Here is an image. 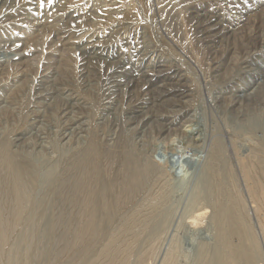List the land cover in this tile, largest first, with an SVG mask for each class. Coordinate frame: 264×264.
<instances>
[{"label":"bare ground","instance_id":"6f19581e","mask_svg":"<svg viewBox=\"0 0 264 264\" xmlns=\"http://www.w3.org/2000/svg\"><path fill=\"white\" fill-rule=\"evenodd\" d=\"M1 1L3 8L9 7V0ZM68 1L60 0L58 2L61 4L58 5L57 2L54 6H59L60 8ZM114 1L116 2L108 3L107 0H97L93 6L94 9L91 10L92 14L88 18L92 19L91 21L96 20L95 14L97 13L103 16L115 15L116 17L119 16L117 18L118 21L125 24L127 23V21L123 20L125 16L135 13V10L143 13L144 9H148L147 0H132L133 3L128 0ZM249 2L250 4H248ZM189 10L191 18L193 15L192 19L197 21L202 41L211 50L219 48L216 44H219L218 39L221 36L233 29H236L234 30L235 32L238 31L243 22L251 20L261 12L264 13V0H218L199 4L194 2L189 5ZM10 12L12 11L10 10ZM58 14L73 19V17L79 16V10H77V15L75 16L71 13L66 15L67 13L57 10L48 15L46 20L48 21ZM123 14H125L124 17L121 16ZM91 21L86 24L82 33L80 31L81 35L76 42L84 46L77 49V51H80L82 53L81 56L90 61V64L92 61L103 62L112 71L111 96L104 107L101 108L98 117L94 119V117L87 115L88 112L86 111L92 107L89 102L90 98L87 100L84 95L85 92L81 93L76 88H71L70 84H60L53 79L55 70L52 69L45 75V80L41 81L52 83V85L46 88L42 83L34 84L33 90L36 89V91L31 101L33 110L26 114L25 120L20 124L14 119L12 121L15 122L14 125L8 130L5 142L8 149L14 150L12 153L15 156L24 159L26 155H23V153L26 150L40 149L39 155L42 158L40 160L44 159L47 163L51 161L49 158L52 154H58V156L60 155L67 159L66 164L62 163L61 166L59 161L55 164H50L51 166L47 171L43 169L46 171L45 174L40 176L42 183L40 185V195L33 207L34 211L32 213L34 217L27 219L28 221H25V223L27 222L26 225L32 229H41L42 231L37 238L35 252L31 253L34 245L32 248L30 246L31 252L26 249L27 253L25 252L26 254L23 256L25 257L24 264H41L38 261L42 259L47 260V264H130L132 262L135 240L129 239V236L133 234L134 229L138 225L145 226L152 215L154 216L155 213L157 215V212L163 208L165 202L162 200V195L158 194L153 200V205L138 207L135 206L139 200L138 197L142 195L143 190H146L144 188L148 181L160 175L161 178L158 180L160 182L162 178H167L169 173V171H164L167 159L165 161L161 155L159 156L157 154L158 150L151 149L152 151H150L148 149L141 151L140 149L139 151L136 149V142L150 134H154L155 143L153 146H156L159 141L171 143L177 135L184 136L192 144L201 145L203 143V136L200 135L199 128L196 126L198 124L193 120L186 119L194 111L195 97L198 93L197 89L193 90L192 88L199 82V78L196 79L194 75L195 71L200 73L205 83H207L208 79L213 82L217 80L221 82L222 77L228 76V81H224L221 87H218L215 91L214 96L210 95L209 99L213 104L226 105L229 109L228 113L234 114L236 121L246 122L242 129L238 126L230 127L234 134L245 136L246 144L248 145H246L248 147L246 151H239L233 144L234 156L232 155V158L227 157L226 159L223 157L222 150L224 147L222 145L223 148L218 144L213 145L214 147L211 151L209 150L208 170L205 169L209 174V178L206 177L209 179V204L199 209L194 218L190 214L193 219L192 226L198 227L210 210L211 218L216 227V248H214L216 250L211 255L212 252L203 248V255H201L204 263H202L264 264V60L259 58V55L264 56V35L262 34L261 45L255 49V52L250 53L252 54L251 56L246 53L241 58L240 61L242 63H240L242 66L233 68L230 63L228 67H225V64L218 59L214 61V66L211 69L212 75L203 77L196 65L195 70L194 68L186 67L178 56L167 47L162 44L158 46L156 45L157 42L153 44L154 41L151 43L147 39L149 37L147 28H145L146 31L144 29L141 33L140 40L142 42L137 40L136 37L134 42L126 41V39L124 40L126 42L117 50V47L115 48L109 41L100 40L103 37L100 36V33L94 28L95 24ZM124 24H121V26H124ZM122 30L124 28L114 32L118 34ZM59 31L62 30L60 29ZM113 34L109 33L106 37H111ZM3 42L5 43L0 46V53L4 55L18 47V44L13 39H5ZM165 51L168 53L167 55H165ZM27 56L28 54L25 53L23 57L9 61L6 66L0 62V73L4 68L8 69V67H13L16 70L15 73L20 72ZM150 57H153V60H150L151 63L146 64ZM135 59L141 62L137 64L138 67H133ZM85 65L87 64L85 63ZM91 86L89 83L85 88ZM53 94L56 97H53ZM1 97H3L2 92H0ZM125 97L131 102L134 101L135 104L124 121V132L121 131L122 133L120 132L121 134L117 135L118 137L113 140L102 139L101 135L99 136L95 133L96 129L107 123L116 124L120 120L121 100ZM50 99H53L54 104L59 101V105L56 104L57 115L54 119L48 114L51 106L46 101ZM3 104L5 106L1 107ZM8 106L11 107V112H14L12 115L16 116L15 103H11L6 96L0 99L1 110L3 108L8 109ZM4 116L6 117L5 114ZM15 116L14 118H17ZM9 118L6 120H9ZM18 118L20 119L19 116ZM6 122L10 123L9 121ZM1 123L0 119V125ZM0 133L2 132L0 131ZM125 135L127 138L129 136L130 139H127ZM147 139L149 141V137ZM82 141L83 144L81 145ZM160 143L162 144V142ZM207 143L209 142L207 141ZM75 147H77L76 152L74 151ZM185 150H187V147ZM8 152L10 153V151ZM186 157L188 156L184 158ZM51 159L53 162L52 157ZM10 160L11 158H8L5 152L0 153V245L2 244V237H4L3 231L18 228L22 223L26 210L25 196L23 194V186L26 181L24 166L21 164L22 161L20 164H14ZM30 160L32 161V159ZM155 184L158 185L157 183ZM164 187V192H167L165 190L166 187ZM8 192L13 206L6 216L1 202H3V197H6ZM163 194L166 195L165 193ZM128 213H132L131 218L119 229L116 227L118 230L111 231V226L115 224L116 217L120 214ZM46 216H48V221L43 223ZM163 220H165V216ZM59 230L62 231V234L57 236ZM141 230H144V228ZM157 236L160 237V235ZM174 236L176 238L175 234ZM131 237L133 238L134 236ZM30 241L32 239L29 240V243ZM34 242L36 243V239ZM30 245L32 244L30 243ZM152 254V250H148L141 257L139 255L140 263L138 262V264H147L149 259H153L154 255L152 256ZM167 254L171 255L170 253ZM174 257L171 256L168 260L166 258L167 261L164 259L166 261L165 264H175ZM152 262L148 261L149 264ZM161 262L163 263L164 261Z\"/></svg>","mask_w":264,"mask_h":264},{"label":"rangeland","instance_id":"374dc122","mask_svg":"<svg viewBox=\"0 0 264 264\" xmlns=\"http://www.w3.org/2000/svg\"><path fill=\"white\" fill-rule=\"evenodd\" d=\"M58 1L60 2V0H22V1L15 0V2L14 0H9L8 2V6L10 7L9 9L8 6H7L8 8H3V3L0 0V46L4 45L5 42L3 41H5V39L6 40L13 39L14 42L18 44L17 49H14L12 52L5 53V55L0 53V62L5 64L6 66L9 61H13V59L23 57L25 53L28 54V56L25 58L26 59L25 63L20 72L15 73L16 70L13 67L12 68L8 67V69L4 68L2 72L0 73V86H1L0 92H2V95H3V97H1L0 99H3L5 96L6 98L8 97L11 103L12 102L15 103V109L18 110V111L17 110L15 111V113H17L15 116V115H12V113L14 114V112H11V107L8 106V109L3 108L2 110L0 108V113L2 112L1 113L2 116L0 115L1 117L0 119L2 121L0 125V131L2 132L0 133V148H2L0 149L1 150L0 153L5 152L7 157L11 158L10 161H13L14 164L15 163L20 164V162L22 161L21 164H23L25 174H26L25 175L26 181L24 182V186H23V194L25 196L24 201L26 203L25 205L26 210L22 218V223L20 226H18V228L11 229L10 231H6V230L3 231L4 237H2V244L0 245V264H24L25 257L23 256L27 253L26 249L29 252H31L30 250L33 249L31 252L32 254L33 252H35V249L37 248L35 244L37 245V240H38L37 238L38 236H40V232L42 230L30 228L28 225H26L27 222L25 223V221H28L27 219H30V218L32 219V217H34L32 213L34 211L33 207L40 195L39 193L40 185L42 183V178L40 176L41 175L43 176L45 172L50 168V166L52 164H55L57 161L60 162V166L62 163L66 164V161H67V159L66 158L64 159L63 156H60V155L58 156V154L57 155L52 154L51 157L53 158V162L50 157L49 159L51 161L47 163V161L44 159L40 160L42 159L40 158L41 155H39L40 149L38 150L28 149L26 150V152L23 153V155H26L24 157L25 161L28 160L25 162L22 157L15 156L12 153V151L14 150L7 148V144L5 141L7 139L8 130L11 129V126L14 125L15 123L12 121L15 119L14 121L16 122L18 121L20 124L22 121L25 120L26 114L29 111L33 110V108L31 107L32 106L31 101H32V96L34 95L36 91V89L33 90L34 84L42 83L44 87L49 88L52 85V83H45L41 81L45 80V77H46L45 75H47L52 69H54L55 74L53 75V79L57 80L60 84H63V85L70 84L69 86L71 88L72 87L73 89L76 88V90L81 93L85 92L84 95L85 97H87V100L90 98L89 102L92 108L87 111L85 110V111L88 112L87 113L88 116H92L94 117V119H96L95 117H98L101 111V108L104 107L105 103H107V101L109 100L111 96L110 95V85H111V79H112L111 77L112 71L108 68V65L106 63L98 62V61H92L90 64L89 63L90 61L84 59L83 56H81L82 53L80 51H77V49L82 48L84 46V45H80L76 41H78L79 36L82 33V30L86 27V24H88V22L92 20V19H89L88 16L92 14L91 10L94 9L93 6L94 4H96L97 0H69L67 3H65L60 8L59 6H54V4H56ZM112 1L116 2L114 0H107L108 3H111ZM128 1L132 2V0H128ZM147 1H148V5H147L148 9L147 8L146 10L144 9L143 13H140L139 10H135V13L131 15L127 14L128 16H125V19H123L127 21V23L125 24L117 20L119 16L117 17L115 15L103 16L98 13L95 14L97 19L91 22L95 24L94 28L100 33V36L103 37L100 40L109 41L111 45H114V47L115 48L117 47L116 49L119 50V48L123 45L124 42L126 41L134 42L135 37L137 38V40L142 42V40H140L141 33L145 28H147L149 32L148 33L149 37H147V39H149L151 43H153L152 41H154L153 44H156L157 42L156 45L160 46V44H162L165 47H167L175 55L178 56L179 60L183 62L186 65V67H189L192 69L194 68L195 70L197 66L199 70L201 71V73L203 74V77H206V75L207 76L209 75L208 77H210L212 75L211 69L214 66V61H217L218 59L219 61L221 60L223 64H225V67H228L230 63H231L230 66L233 68H238L239 66H242L241 65L242 62L240 61L241 58L246 53L249 55L250 53L255 52V49L258 48L259 45H261L260 43L262 41V34L264 35V13L262 12L254 16L251 20L249 19V21L243 22L241 27L238 29V31L235 32L234 30L236 29H233L227 32L225 35L221 36L218 39L219 44H216V46H219V48L210 50L206 47V43L202 41V38L200 35L201 33L199 32L200 29L198 28L197 21L195 19H192L193 15L191 18L189 5L194 2L199 4V3H204L207 1L213 2V1H218V0H147ZM59 2H58V5L61 4ZM98 3L102 4L101 2H98ZM248 4H250V2ZM10 10L12 12H10ZM57 10H61L63 13H67L66 15H68V13H71L74 16L77 15V10H79V16H75L73 17V19H69L65 15L63 16L61 14H58L57 16L52 17L50 20L47 21L46 19L48 18V15L56 12ZM124 15L125 14L121 16L124 17ZM61 17H62V20H61ZM99 17L102 19H100ZM121 24H124V26L127 29L123 25L121 26ZM127 25H129L130 27L129 26L127 27ZM122 28H124V30H122L118 34L114 32ZM60 29L62 31H59ZM55 33L58 35H56ZM109 33L111 34L114 33L115 35L113 34V36L111 37H106ZM153 39H156V40H153ZM167 54L168 53L165 51V55ZM251 55L252 54H250V56ZM162 56L166 58L164 55ZM259 58L260 60H264V56L259 55ZM150 60L152 61L153 57L152 58L150 57L147 60L146 64L151 63ZM237 61L238 63H236ZM85 63L87 65H85ZM140 63H141L140 61H137V59H135V62L133 63V67H138L137 64H140ZM46 68L50 70H47ZM194 75L196 79L199 78V82L196 85H194L192 88L193 90L197 89L198 93L196 94V97H195L194 111L186 119L193 120L194 122H196V124H198L196 126L199 128V131L201 133L200 135L203 136L202 137L203 143L201 145L192 144L184 136L177 135L175 136V139L171 143L165 142L166 143L165 144L163 141H159V143L162 142V144L158 143L156 147V146H153L155 143L154 134L153 135L150 134L149 136H147L149 137V141H147L148 139L146 137V138L141 139L142 141L139 140L138 142H136L137 150L140 151L141 149V151H144V150L146 151L149 149L150 151H152L153 149H155L156 151L158 150L157 154H159V156L161 155V157L165 161L167 159L166 161L167 164H166V167H164V171L165 172L169 171L168 173L169 179L168 177L167 178L165 177L166 179L162 178L160 180L161 182L160 184V182L158 181L161 178L160 175L156 176L157 178L156 177L152 178V180H150L151 183L150 181L147 182L148 183L146 184L147 188L146 187L144 188L146 190H143V192L141 193L142 195L138 197L139 200L136 202V205H135L138 207L153 205L154 204L153 200L156 198V196H158V194L162 195V198H163L162 200H164L165 202H164L163 208L157 212V215L156 213L154 214V216L152 215L146 222L145 226L141 224L138 225L134 229L133 234L129 236L130 237L129 239L135 240V248L133 249L134 254L132 253V262H133V263L131 262L132 264H138V262L140 263L139 259L141 255H143V253H146L148 250H152V253H153L152 256L154 255L153 257L151 256L153 258L152 260L151 259L148 260L149 262L153 261L151 264L153 263L154 264L156 263L165 264V262L171 256L173 257L175 256L174 257L175 264L176 263L177 264H203L204 263L202 261L203 250L208 249L209 252H212L211 255H213V252L216 250L214 249L216 248V229H215L216 227L211 218V211L210 210L208 211L206 218L203 219L202 224L199 225V226L206 225L207 227L206 226H202V227L192 226V222H193L192 218L196 216L197 212H199V209L209 204L210 191H209V179H207L209 178V174L207 173L206 170H208L207 168H208V164L210 160V157L208 156H210L209 153L211 149L216 144L220 146L222 145L224 147L223 148L221 146L223 148L222 151H223V157H225L224 159H226L227 157L232 158V155L234 156V145L235 147L238 148L239 151H246L248 148L247 147L248 145L246 144L247 142L246 137L241 134H234L232 131V128L235 126L236 127L238 126L241 129L242 127L244 128V125L246 124V122L236 121L234 117L235 115L228 113L229 109L226 107V105L224 104L216 105L215 103L213 104L212 101L209 99V96L210 95L214 96L215 91L218 89V87H221V84L224 81H228V78H227L228 76L222 77L221 82H219L220 80L213 82L210 79H208L207 83H205L202 79V76H200V73L195 71ZM89 83L92 86L89 88H85V86L88 85ZM52 96L56 97L55 94H53ZM125 98L121 100L122 110H120L121 112L119 114L120 120L116 124L107 123L106 125L102 127L100 126L98 129H96L95 133L99 136L101 135L102 139L108 138V140H113L116 137H118L117 135H120L122 133L121 131H123V127H125L124 121L127 117V114L132 110V108L134 107L133 105L135 104L134 101L131 102L130 100H128L127 98L125 99ZM46 102L49 103V105L51 106L48 114L50 117H52V119H54L55 116L57 115L56 107L57 105H59L58 104L59 101H56L57 105L54 104L53 99L47 100ZM4 106L5 104H3L1 107H4ZM3 113L6 115V117L4 116ZM226 113H228L227 116H225ZM14 116L17 118H14ZM18 116L20 117V119L18 118ZM9 117L11 118V120ZM7 118H9V120H6ZM6 121H9L11 124L7 123ZM202 126L204 127V129ZM204 130L206 131V133ZM125 137L127 138L126 135ZM127 139H130L129 136ZM205 139H206V142H205ZM151 141L153 144L151 143ZM207 141L209 143H207ZM80 144L82 145L83 141ZM139 144L140 146H138ZM186 147H187V150H185ZM7 149L8 151H10V153L7 151ZM74 149H75L74 151L76 152L77 147H75ZM8 154L9 155L11 154V156L9 157ZM183 155L184 157L188 156L189 158L188 157L184 158ZM30 159H32V161ZM60 160H63V161H60ZM43 169H45L46 171ZM154 182L157 183L159 186L156 185ZM163 184H165L164 186L166 187L165 190H167V192H164ZM185 187L186 188L188 187V188L186 189ZM163 193H165L166 195H164ZM9 197L10 196L8 192L6 197H3L4 198V200H2L3 202H1L3 208L5 209L6 216L10 212V209L13 206L12 200ZM191 202H193L194 204ZM137 203L140 205H138ZM166 205L168 206L167 208H166ZM166 214L168 217L166 216ZM190 214L192 215V218L190 217L191 216ZM130 216H132V213L118 215V217H116L115 224L113 223L114 225L111 226V231L116 230L117 228L119 229V227H122L125 224V222H127L131 218ZM164 216H165V220H163ZM45 221L46 222L48 221V216L44 218L43 223ZM161 223L164 225L161 226L162 225ZM191 227L192 228L194 227V229H192ZM143 228L144 230H141ZM149 229H150V232H149ZM146 231L148 232L146 233ZM61 232L62 231L59 230L57 233V236H60L62 234ZM169 232L171 235L169 234ZM174 234L176 235V238L175 236L173 237ZM157 235H160V237H158ZM131 236H134V237L132 238ZM31 239L32 241H30V243L32 245H30L29 243V240ZM35 239H36V243L34 242ZM140 240H141V243H140ZM159 241L160 243H158ZM151 245H154V246H151ZM30 246L31 248L32 247L33 248L30 249ZM168 246L170 249L169 248L167 249ZM162 247L164 248L162 249ZM158 248L159 250H157ZM177 250L179 252L178 255H177L178 253ZM165 251H168V252L165 253ZM167 253H170L171 255ZM180 255L181 257H179ZM177 257L178 259H176ZM156 260H158V262H156ZM39 261L38 263L47 264V260L45 259H42ZM148 261H147V264H149ZM161 261H164V262L162 263Z\"/></svg>","mask_w":264,"mask_h":264}]
</instances>
